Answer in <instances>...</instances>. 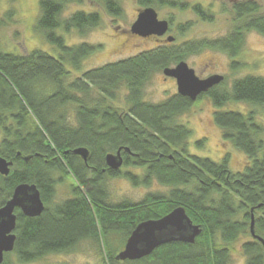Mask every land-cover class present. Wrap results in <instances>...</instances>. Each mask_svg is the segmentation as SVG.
I'll list each match as a JSON object with an SVG mask.
<instances>
[{
  "label": "trees",
  "instance_id": "trees-1",
  "mask_svg": "<svg viewBox=\"0 0 264 264\" xmlns=\"http://www.w3.org/2000/svg\"><path fill=\"white\" fill-rule=\"evenodd\" d=\"M90 1L111 17L123 16L121 0ZM82 2L39 0L35 30L54 54L40 48L16 53L0 42V156L14 163L11 175L0 178V202L22 182L35 184L45 202L39 216L17 213L15 247L2 264H30L49 254L70 253L85 240L98 245L103 240L106 264H232L231 247L240 235L250 236L241 246L246 264H264L262 244L250 232L254 214L255 233L264 238V125L258 121L264 114V77L247 75L230 87L224 81L198 97L212 100L223 139L248 157L249 164L239 172L231 170L228 157L216 161L190 153L192 130L179 118L195 101L178 92L157 103L145 98L156 73L203 48L238 55L245 32L264 35V10L254 0L235 2V25L223 38L181 44L165 40L83 71L84 61L102 45L68 44L65 34L84 36L102 24L103 16L83 9L63 16L69 4ZM137 2L141 7L190 9L203 21L214 19L203 6L186 0ZM180 26L181 31L187 27ZM73 71L80 75L73 77ZM230 102H246L254 109H223ZM80 147L88 149L86 160L73 153ZM119 149L123 167L140 173L107 165L106 156ZM70 176L73 196L55 202L58 178ZM117 176L135 186L150 187L156 181L168 191L149 192L135 202H112L106 183ZM181 206L202 228L194 243L172 241L139 260L116 259L121 250H110L109 236L121 235L124 248L141 222Z\"/></svg>",
  "mask_w": 264,
  "mask_h": 264
},
{
  "label": "rangeland",
  "instance_id": "rangeland-1",
  "mask_svg": "<svg viewBox=\"0 0 264 264\" xmlns=\"http://www.w3.org/2000/svg\"><path fill=\"white\" fill-rule=\"evenodd\" d=\"M186 1H189L190 5L202 3L206 8L207 6L213 8V21H203L190 10L154 6L159 19L169 22L170 29L162 37L156 35L141 37L131 32V27L137 20L141 8L137 0H121L123 16L119 18L109 16L100 5L90 0H83L79 4L71 3L65 9L63 16H68L79 9L99 11L103 16V22L84 36L74 32L65 34V41L68 44L87 41L102 45V49L84 61L82 70L85 71L112 61L134 56L143 50L152 49L162 44L168 35H172L175 38L174 41L178 44L186 41H207L223 38L231 33L235 25L233 4L247 0ZM254 1L258 2L264 10V0ZM9 12H11L10 19L2 21L0 25V42L6 47V50L27 53L40 48L50 51L52 54L55 53L53 46L48 43L42 34L35 30V23L39 16V0H0V20L5 19ZM181 24L187 25L183 31L180 30ZM185 61L195 69L196 74L201 78H208L215 74L224 76L227 87H230L235 79L247 75L264 77V35L255 30L245 32L243 46L239 54L234 57H231L230 53L219 49L203 48L198 53L189 55ZM73 72L75 73L72 75L73 77L76 74L80 75V71ZM177 92L176 79L166 76L164 72H159L147 84L145 98L150 102L157 103ZM215 109L212 100L208 96H203L196 100L179 118L181 123L192 130L188 144L190 153L207 156L216 161L228 157L231 170L234 172L242 171L249 164V159L242 151L236 149L232 143L223 139L222 130L214 121ZM223 109L248 113L254 109V106L246 102H230L224 105ZM259 116L258 121L264 125V114L262 113ZM122 169L136 173L141 172L140 169L132 167H123ZM57 181L55 202L73 196L71 188L73 179L71 176L68 177V180L59 177ZM106 184L112 202H120L123 199L135 202L141 200L149 192L168 191V188L161 186L156 181L150 187L135 186L123 176L109 178ZM249 237V235H240L232 245V264H246L247 257L243 254L241 246L246 240H250ZM121 239V235L118 234L109 236L110 250H116V254L123 249ZM102 243L98 245L93 240H85L79 243L77 248L70 253L49 254L30 264H106L105 247L104 243L102 246ZM10 258L15 261L13 254Z\"/></svg>",
  "mask_w": 264,
  "mask_h": 264
},
{
  "label": "water",
  "instance_id": "water-1",
  "mask_svg": "<svg viewBox=\"0 0 264 264\" xmlns=\"http://www.w3.org/2000/svg\"><path fill=\"white\" fill-rule=\"evenodd\" d=\"M169 22L159 19L154 7H147L140 11L137 20L131 27V32L141 37L152 35L163 36L169 31ZM169 35L168 41H174ZM164 74L173 77L177 82L178 93L196 101L198 97L219 85L223 80L222 75H212L208 78H200L195 70L184 60L174 67L164 69ZM119 149L116 153L106 156L107 165L113 170H120L124 160ZM74 154L80 155L84 160L88 157V149L76 148ZM11 161L0 156V172L9 174ZM21 208L27 216H39L45 210L44 201L35 184L22 183L16 186L11 199L0 207V264L3 263L5 253L13 251L15 247L17 216L15 208ZM253 211V209H252ZM202 228L196 225L187 214L184 207H177L166 216L159 219H151L141 222L131 233L124 248L117 254L116 259L121 261H135L149 256L161 245L172 241L194 243L201 234ZM252 237L258 240L264 250V238L255 233V216L252 215L250 223Z\"/></svg>",
  "mask_w": 264,
  "mask_h": 264
},
{
  "label": "flooded vegetation",
  "instance_id": "flooded-vegetation-1",
  "mask_svg": "<svg viewBox=\"0 0 264 264\" xmlns=\"http://www.w3.org/2000/svg\"><path fill=\"white\" fill-rule=\"evenodd\" d=\"M187 2H189V1H187ZM197 4H199V5H201V6H203V8L206 10V11H208V14L209 15H211L213 18H214V13H213V8H211L210 6H207V8L202 4V3H197ZM145 8H147V7H141L140 9H139V12H138V15H139V13H140V11L141 10H143V9H145ZM155 8V7H154ZM187 10H190V9H187ZM187 10H185V11H187ZM191 11V10H190ZM193 13H194V11H192ZM195 14V13H194ZM198 18H200V17H198ZM162 20V19H161ZM170 29V28H169ZM169 36V35H168ZM166 40H167V38H166ZM168 41V40H167ZM169 42V41H168ZM224 52V51H223ZM196 54V53H195ZM187 62V61H186ZM188 63V62H187ZM192 68V67H191ZM194 69V68H193ZM195 70V69H194ZM196 72V71H195ZM201 78V77H200ZM203 79V78H202ZM224 80H225V78H224ZM223 80V81H224ZM222 81V82H223ZM221 82V83H222ZM220 83V84H221ZM216 86H218V85H216ZM215 86V87H216ZM214 88V87H213ZM6 159V158H5ZM7 160V159H6ZM9 161V160H8ZM12 162V161H11ZM14 166V163L12 162V165H11V167H10V172H9V174H7V175H4V174H2L1 172H0V178H5V177H8V176H10L11 175V173H12V167ZM22 183H25V182H22ZM22 183H19V184H22ZM19 184H17L16 186H18ZM16 186H15V188H16ZM41 194V193H40ZM12 195H13V193L11 194V196H9L8 197V199L4 202V203H1L0 202V207H2V206H4L10 199H11V197H12ZM42 198V197H41ZM43 200V199H42ZM44 204H45V202H44ZM22 212V209L21 208H19V207H17V208H15V210H14V213H15V215L16 216H18V212ZM22 214L23 215H25L23 212H22ZM25 216H27V215H25ZM27 217H33V216H27ZM14 233L16 234V229H15V231H14ZM16 238H17V234H16ZM12 253V252H11ZM5 254H7V253H5ZM4 260H5V257H4ZM4 262V261H3Z\"/></svg>",
  "mask_w": 264,
  "mask_h": 264
},
{
  "label": "bare ground",
  "instance_id": "bare-ground-1",
  "mask_svg": "<svg viewBox=\"0 0 264 264\" xmlns=\"http://www.w3.org/2000/svg\"><path fill=\"white\" fill-rule=\"evenodd\" d=\"M122 167H123V166H122ZM122 167H121V169H122ZM121 169H120V170H121ZM22 212H23V211H22Z\"/></svg>",
  "mask_w": 264,
  "mask_h": 264
}]
</instances>
